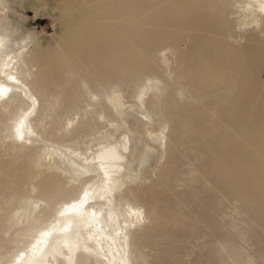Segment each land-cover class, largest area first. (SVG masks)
Masks as SVG:
<instances>
[{"label":"rangeland","instance_id":"374dc122","mask_svg":"<svg viewBox=\"0 0 264 264\" xmlns=\"http://www.w3.org/2000/svg\"><path fill=\"white\" fill-rule=\"evenodd\" d=\"M241 4V0H0L13 51L24 44L30 50L36 46L45 58L52 55V61L63 59L68 66L81 63V72H90V78L82 76L89 79L87 83L79 73L72 76L78 78H72L76 91L70 88L72 83L44 89L29 85L38 98L32 127L43 139L90 151L98 135L90 133L98 130L104 137L116 136L114 127L97 119L100 110L110 118L102 106L107 90L119 91L123 101L134 106L136 118L147 121L152 113L137 109L136 94L145 86L148 91L154 89L151 84L159 87L169 138L166 156L160 158V151L151 143L146 152V144L134 135L137 153L131 158L132 152L130 159L135 172L122 201L142 211L136 231L131 233L133 264H264V189L262 195L250 175H236L233 166L225 172L227 177L211 170L224 156L232 159L235 154L234 161L250 163L255 154H264V15L258 16V25L246 24ZM117 34L121 40L116 39ZM73 47L75 51L64 56L62 52ZM111 48L114 57L128 52L132 60L121 54L125 58L120 55L121 63L116 59V65L113 56H108ZM219 48L230 51L233 59L228 67L232 77L221 82L212 79L211 65L219 58L211 57ZM236 53H240L238 59ZM107 57L114 63L105 62ZM102 58L106 70L97 64ZM123 62L129 64L124 63V69ZM94 63L104 73L98 69L96 76L88 70ZM8 105L12 104L0 108L5 112L0 117V161L5 162L0 166V224H6L2 230H8L10 237L17 227L9 228L7 217L29 196H42L51 207H57L76 196L82 182L68 184L66 190L51 193V198L40 191L31 194L29 182L18 178L31 167L33 156L38 158L42 145H28L14 134V119L31 108L29 103ZM95 121V131L87 130V124ZM82 130L83 139L70 134ZM259 171L264 175V167ZM42 177L45 173L30 180L37 183ZM28 238L20 236L10 242L1 250L0 260Z\"/></svg>","mask_w":264,"mask_h":264},{"label":"bare ground","instance_id":"6f19581e","mask_svg":"<svg viewBox=\"0 0 264 264\" xmlns=\"http://www.w3.org/2000/svg\"><path fill=\"white\" fill-rule=\"evenodd\" d=\"M241 2L240 11L242 12L243 22L258 25L261 18L258 16L262 15L263 17L264 15V0H241ZM3 21L4 18L0 13V86L5 89L4 95L0 96V108L8 102L12 104L8 105V108L19 107L24 103H29L31 108L22 110L20 116L14 119V134L16 140H20L22 137L21 142H25L28 145L36 142L42 145L38 158H36V155L33 156L32 160H36L34 162L30 161L31 167H26L25 174L20 175L18 179L29 182L31 194L40 191L44 192L42 194L49 196V198L53 197L50 195L53 192H59L62 189L66 190L68 184L82 183L76 196H69L61 201L57 207H51L46 198L33 194L27 198V201L20 209L16 210L12 216L9 215L7 217L8 227L12 229L16 226L17 229L14 228L15 236L11 234L9 237L6 235L8 230H2L6 224H0V253L1 250H5L10 242L18 241L20 236L29 238L21 246L16 247L4 260H0V264H133L131 233L136 231L142 211L133 207L128 201H122L126 198L127 194L125 195V193L129 189L127 186L133 180L134 174L132 175V173L135 172V164L130 159L132 152L131 158L137 153V147L133 142L134 135L137 136L140 143L146 144V152L148 151L149 143L158 148L160 158H163L166 152V142H168L166 141L168 138H166L167 124L163 123V116L160 110L161 92L159 87L157 88L156 84H151L154 89L148 91L145 86L136 94L137 109H148L152 113V116H149L147 121L146 119L142 120L139 118L138 120L136 118L134 106L126 104L119 91L108 92L107 90L105 102L102 106L104 105L103 107L108 111L110 118L107 119L105 111L100 110L97 119L102 122L107 121L110 126L114 127L116 136L110 137L107 135L104 137V134L98 130L90 133L98 134L93 144L94 147L90 151H88V148L83 149L73 144L62 145L43 139L32 127V121H34L35 117L32 118L31 116L35 112L36 105H38V98L29 85L38 84L44 89L49 87L60 88L63 84L65 86L72 83L70 88L76 91L73 79L78 80V78L76 75L75 77L72 76L78 73L80 75L78 77L89 76L90 72L87 70L85 73L81 72V63H78L79 65L74 63L76 65L68 66L62 61L63 59L52 61L50 59L52 55L45 58L42 51L37 49L36 46H33L30 50L24 44L21 50L13 51L10 47L12 45L11 33ZM120 34L116 35V39L121 40ZM133 40L131 44H133ZM102 47L104 50V46ZM118 47L121 48V45ZM118 47L116 49H120ZM129 47L133 46L130 45ZM113 49L112 54H108L110 58L114 57ZM126 49H128V45ZM129 49L128 52H130ZM216 49L218 50V48ZM105 50H107L106 46ZM74 51L73 47L70 51L62 53L67 56ZM219 51L217 52L218 56H211L212 58L219 57L216 61L211 62V65L214 67L212 79L216 78L221 82L232 77L228 67L233 62V59L230 58V54H232L230 51L221 50V48H219ZM128 52L127 54L119 53V55H115L114 59L113 57L111 59L115 60L114 62H116V59L117 62L118 60L120 62L121 56L128 55ZM239 55L240 53H236L234 58L238 59ZM129 57L131 58V56ZM104 59L99 60L101 63L97 62V64H101L103 67L102 63L104 64V62L102 61ZM111 59L108 58L110 61L107 60L105 62H113ZM117 62L115 63L116 65ZM124 63L129 65L123 62L121 65L122 67L124 66L123 69L125 68ZM90 66L88 70L96 72L95 75L98 74V69L101 71L99 73L106 70V66H104V70L96 64L93 65V68H90ZM107 66L109 65L107 64ZM116 72L118 74V71H115L114 74ZM126 72L128 71L126 70ZM29 76L30 79L27 80ZM102 79L100 80L103 81L104 79ZM82 81L87 83L89 79ZM227 82L229 81L227 80ZM0 111L4 110L0 109ZM4 115L5 112H0V117ZM144 117L146 118V116ZM96 123L95 121L93 125L91 123L87 124L86 129L95 131ZM70 134L78 140L83 139L86 135L83 130L80 133ZM262 134L264 136V131ZM29 149L31 150L32 148L29 147ZM144 155L145 153L141 156L143 157L142 160L145 159ZM232 156H235V154ZM232 156L230 158L236 159V157ZM263 156L264 154L262 153L255 154L253 162L250 163L243 160L234 161L235 159L232 161V159H228V156H224L225 158L222 156L224 159L221 160V164L217 167H212L211 170L217 175L218 173L219 175H225L228 168L233 166L237 170L236 175H250L249 177L256 186L255 188H258V191L263 195L264 175L259 171L260 168L264 167ZM4 163V161H0V166ZM36 169L39 171L38 174L35 173ZM41 173H45L46 177H42L37 183L30 180L41 175ZM57 173H59V176ZM8 176L11 179V175L9 174ZM55 178H58V181L55 182ZM28 225L29 228L26 232L20 230L18 231L19 234H17L16 230Z\"/></svg>","mask_w":264,"mask_h":264},{"label":"snow or ice","instance_id":"6c2138e0","mask_svg":"<svg viewBox=\"0 0 264 264\" xmlns=\"http://www.w3.org/2000/svg\"><path fill=\"white\" fill-rule=\"evenodd\" d=\"M4 92H5V89L3 88V86H0V96H3L4 95Z\"/></svg>","mask_w":264,"mask_h":264}]
</instances>
